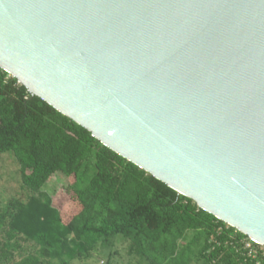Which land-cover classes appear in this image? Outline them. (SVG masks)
<instances>
[{
    "label": "water",
    "instance_id": "obj_1",
    "mask_svg": "<svg viewBox=\"0 0 264 264\" xmlns=\"http://www.w3.org/2000/svg\"><path fill=\"white\" fill-rule=\"evenodd\" d=\"M0 69L264 248V0H0Z\"/></svg>",
    "mask_w": 264,
    "mask_h": 264
},
{
    "label": "trees",
    "instance_id": "obj_2",
    "mask_svg": "<svg viewBox=\"0 0 264 264\" xmlns=\"http://www.w3.org/2000/svg\"><path fill=\"white\" fill-rule=\"evenodd\" d=\"M6 153L20 194L0 211V264H86L116 240L143 264H264V248L102 146L0 69V156ZM56 173L78 206L64 222L43 191Z\"/></svg>",
    "mask_w": 264,
    "mask_h": 264
},
{
    "label": "rangeland",
    "instance_id": "obj_3",
    "mask_svg": "<svg viewBox=\"0 0 264 264\" xmlns=\"http://www.w3.org/2000/svg\"><path fill=\"white\" fill-rule=\"evenodd\" d=\"M10 157V153L0 156V211L12 197L20 194L16 165ZM65 181L64 177L56 173L43 188L59 209L63 222L78 211L77 204L64 194ZM127 247L128 243L122 240L114 241L111 246H101L94 259L87 261L86 264H107L108 254L110 255L109 264H143L136 257L128 255Z\"/></svg>",
    "mask_w": 264,
    "mask_h": 264
},
{
    "label": "built area",
    "instance_id": "obj_4",
    "mask_svg": "<svg viewBox=\"0 0 264 264\" xmlns=\"http://www.w3.org/2000/svg\"><path fill=\"white\" fill-rule=\"evenodd\" d=\"M245 248L249 249L250 252L252 251L251 247H250V244L249 243H245Z\"/></svg>",
    "mask_w": 264,
    "mask_h": 264
}]
</instances>
